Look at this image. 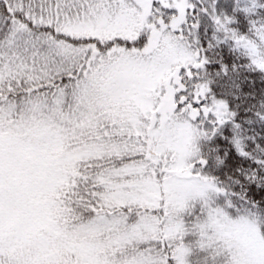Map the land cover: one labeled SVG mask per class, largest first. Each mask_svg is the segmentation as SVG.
Instances as JSON below:
<instances>
[{"label": "snow or ice", "instance_id": "snow-or-ice-1", "mask_svg": "<svg viewBox=\"0 0 264 264\" xmlns=\"http://www.w3.org/2000/svg\"><path fill=\"white\" fill-rule=\"evenodd\" d=\"M0 264H264V0H0Z\"/></svg>", "mask_w": 264, "mask_h": 264}]
</instances>
